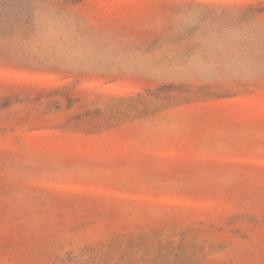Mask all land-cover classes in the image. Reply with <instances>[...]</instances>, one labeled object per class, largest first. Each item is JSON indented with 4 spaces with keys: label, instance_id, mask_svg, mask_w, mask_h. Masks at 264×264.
I'll use <instances>...</instances> for the list:
<instances>
[{
    "label": "rangeland",
    "instance_id": "374dc122",
    "mask_svg": "<svg viewBox=\"0 0 264 264\" xmlns=\"http://www.w3.org/2000/svg\"><path fill=\"white\" fill-rule=\"evenodd\" d=\"M0 264H264V0H0Z\"/></svg>",
    "mask_w": 264,
    "mask_h": 264
}]
</instances>
